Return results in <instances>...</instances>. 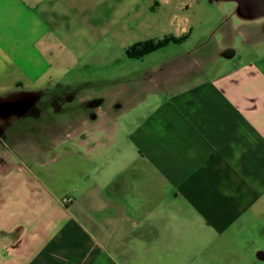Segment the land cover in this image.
<instances>
[{
  "label": "crops",
  "instance_id": "0c3cea01",
  "mask_svg": "<svg viewBox=\"0 0 264 264\" xmlns=\"http://www.w3.org/2000/svg\"><path fill=\"white\" fill-rule=\"evenodd\" d=\"M235 2L193 40L205 0H0V127L24 126L0 162V264L244 261L216 241L264 235V16ZM166 36L185 38L102 85ZM245 43L256 60L227 65Z\"/></svg>",
  "mask_w": 264,
  "mask_h": 264
},
{
  "label": "rangeland",
  "instance_id": "374dc122",
  "mask_svg": "<svg viewBox=\"0 0 264 264\" xmlns=\"http://www.w3.org/2000/svg\"><path fill=\"white\" fill-rule=\"evenodd\" d=\"M205 4L208 8L211 9V11L208 9V15L206 16L207 11L206 10H200V7H197V10L194 11V14L191 13V18H199L202 19L204 22L201 23L199 27H193V32L191 33V37L194 39H196L195 37H197L198 40V36L199 34H206L209 31V28L211 29V27L213 25L216 24L217 21H219L220 19V15L218 12V9L223 7V6H227V5H233V4H237L235 1L233 0H205ZM199 11V12H198ZM199 13V14H198ZM237 19V18H236ZM207 21V22H206ZM251 32H249L248 35H251L252 33L254 34L255 31L259 32L258 28H251ZM250 30V29H249ZM260 33V32H259ZM264 38V27H262L261 29V39ZM158 40V39H157ZM135 43V42H134ZM133 43V44H134ZM170 43L173 42H169L167 45H165L164 47L168 46ZM175 43V42H174ZM131 44V45H133ZM193 44L192 42H190V45ZM130 45V46H131ZM119 46V45H118ZM260 50V53H264V42L261 44L257 45ZM128 48V47H127ZM164 49V48H161ZM254 49V45L253 44H241L238 47V55L235 54L236 57L229 58V59H225L227 61V65H232V63L234 61H251L254 62V56H250V53L252 52V50ZM166 50H170V49H166ZM118 51H121L120 49H118ZM172 51V50H170ZM170 53L173 52H167L165 55H160V56H153L151 58H149L148 60H150L151 62H153V59L155 58L154 61H162V60H166L167 57H169L168 55H170ZM149 54V53H148ZM147 55V54H145ZM144 55V56H145ZM118 58L115 59V63L113 64V66H116L114 68V71H112L110 74H106L104 71V67H102V74L100 77V81L103 83L102 85H107L111 82H119L121 83L122 81H124L125 76V71L126 69L130 68V67H138L140 65H142L140 63L141 59L144 58V56L139 57V58H132V57H124L121 60V56L119 55V53L117 52ZM248 57V58H247ZM229 60V61H228ZM154 63V62H153ZM133 69V68H132ZM117 80V81H116ZM28 125V124H27ZM20 126L23 127V125L21 124H15L13 129H11V133L6 132L3 127H0V162H2L3 160L7 159V160H12L13 162H18L17 161V152H18V146L15 144L16 142H13L14 140V134L17 133L16 132V128ZM26 126V125H25ZM24 133L26 135H30L31 134V129L29 128V126H27L24 129ZM26 159L29 160H33V158L31 159V156L29 155H25L23 156ZM42 158L45 160V156H42ZM29 162V161H28ZM251 223H254L253 219L250 220ZM252 227V226H251ZM257 232H259V230L257 229ZM260 234V232H259ZM260 238L261 237V241H263L264 243V235L259 236L258 234L254 233L253 229L250 230H244L243 232L239 233V234H231L228 236H224L222 239H219L218 241H216L217 243L221 244V245H226V244H234L231 245L230 249L232 251H236V247L235 245H242L244 246L243 251L244 253L242 254L243 256V262H226L225 259L223 260L224 263L221 264H249L247 263V259L246 256L250 255V249H254V243L257 242L256 238ZM215 242V244H216ZM246 248V249H245ZM245 250H248V252H246ZM256 252H254L255 255ZM119 259L120 256H118ZM220 257H216L215 258V262L214 264H219V262L217 260H219ZM256 264H264V260L261 261L259 259H257V261H255ZM209 264H213L212 261H210Z\"/></svg>",
  "mask_w": 264,
  "mask_h": 264
},
{
  "label": "trees",
  "instance_id": "16d2710c",
  "mask_svg": "<svg viewBox=\"0 0 264 264\" xmlns=\"http://www.w3.org/2000/svg\"><path fill=\"white\" fill-rule=\"evenodd\" d=\"M185 36L175 37V36H166L161 39H148L144 41L135 42L133 45L129 46L126 49V54L132 58H139L148 54L152 51L158 50L169 42L179 43L181 42Z\"/></svg>",
  "mask_w": 264,
  "mask_h": 264
},
{
  "label": "water",
  "instance_id": "95a60500",
  "mask_svg": "<svg viewBox=\"0 0 264 264\" xmlns=\"http://www.w3.org/2000/svg\"><path fill=\"white\" fill-rule=\"evenodd\" d=\"M239 13L246 18L264 16V0H235Z\"/></svg>",
  "mask_w": 264,
  "mask_h": 264
}]
</instances>
